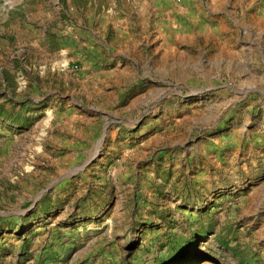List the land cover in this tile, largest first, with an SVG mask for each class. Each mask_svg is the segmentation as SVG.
<instances>
[{
    "label": "rangeland",
    "instance_id": "obj_1",
    "mask_svg": "<svg viewBox=\"0 0 264 264\" xmlns=\"http://www.w3.org/2000/svg\"><path fill=\"white\" fill-rule=\"evenodd\" d=\"M0 264H264V0H0Z\"/></svg>",
    "mask_w": 264,
    "mask_h": 264
},
{
    "label": "built area",
    "instance_id": "obj_2",
    "mask_svg": "<svg viewBox=\"0 0 264 264\" xmlns=\"http://www.w3.org/2000/svg\"><path fill=\"white\" fill-rule=\"evenodd\" d=\"M51 69L52 71H65L68 69L76 70L77 66L76 65L72 66L69 62L62 63L61 60H59L58 62L52 64Z\"/></svg>",
    "mask_w": 264,
    "mask_h": 264
},
{
    "label": "bare ground",
    "instance_id": "obj_3",
    "mask_svg": "<svg viewBox=\"0 0 264 264\" xmlns=\"http://www.w3.org/2000/svg\"><path fill=\"white\" fill-rule=\"evenodd\" d=\"M64 61V60H63ZM62 63H66V61L65 62H62ZM47 124V122L45 123V125ZM42 135H43V133H42Z\"/></svg>",
    "mask_w": 264,
    "mask_h": 264
}]
</instances>
